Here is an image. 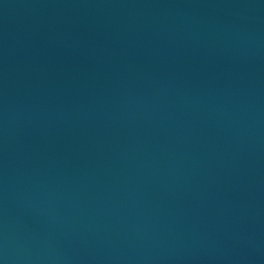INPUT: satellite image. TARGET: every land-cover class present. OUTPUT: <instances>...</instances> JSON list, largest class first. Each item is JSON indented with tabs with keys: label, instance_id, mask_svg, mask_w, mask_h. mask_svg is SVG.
<instances>
[{
	"label": "water",
	"instance_id": "obj_1",
	"mask_svg": "<svg viewBox=\"0 0 264 264\" xmlns=\"http://www.w3.org/2000/svg\"><path fill=\"white\" fill-rule=\"evenodd\" d=\"M0 264H264V0H0Z\"/></svg>",
	"mask_w": 264,
	"mask_h": 264
}]
</instances>
